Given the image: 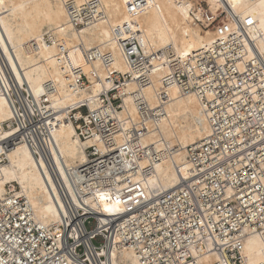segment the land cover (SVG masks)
Segmentation results:
<instances>
[{"label":"built area","instance_id":"built-area-1","mask_svg":"<svg viewBox=\"0 0 264 264\" xmlns=\"http://www.w3.org/2000/svg\"><path fill=\"white\" fill-rule=\"evenodd\" d=\"M64 4L76 28L107 19L99 0ZM153 4L130 0L127 13L140 15ZM218 27L222 32L224 23ZM113 34L128 66L125 73L112 67L110 54L82 44L90 71L69 60L73 88H84L92 80L111 87L101 92L96 109L79 103L64 117L75 125L81 141H94L86 148L87 162L73 168L64 164L66 180L52 151L59 113L49 107L46 94L43 106L38 104L0 44V94L10 100L15 126L11 136L0 139V166L11 150L28 145L40 166L43 161L51 172L64 204L59 206V224L47 226L35 221L27 200L13 189L0 197V264H113L114 249L133 250L138 264H203L200 257L209 243L227 264H243V239L256 234L264 240V92L259 100L247 94L248 85L260 86L264 75L260 56L256 51L257 64L249 61L240 72L231 60L239 59L241 49L234 37L183 58L169 46L145 52L138 22L115 26ZM45 37L53 42L50 35ZM59 46L67 62L68 48ZM97 61L106 69L104 78ZM159 73V103L152 105L146 89L155 85ZM131 84L134 89L128 94ZM172 86L199 98L210 132L188 147V167L175 164L181 176L176 188L146 193L136 178L144 179L153 164L173 159V150L145 142L166 114L163 107ZM122 92L130 96L135 116H116L123 110ZM100 193L112 195L125 208L117 213L93 209L87 198Z\"/></svg>","mask_w":264,"mask_h":264},{"label":"bare ground","instance_id":"bare-ground-1","mask_svg":"<svg viewBox=\"0 0 264 264\" xmlns=\"http://www.w3.org/2000/svg\"><path fill=\"white\" fill-rule=\"evenodd\" d=\"M65 1L0 0V44L3 50L20 82L27 81L29 84L38 104L43 106L42 96L46 94L49 107L59 113L61 124L53 130L52 151L57 170L65 180L64 164L73 168L87 162L86 148L93 145L94 141H81L75 125L66 122L64 117L71 107L79 103H85L90 110L96 109L101 92L111 87L107 81L101 83L95 80L84 88L72 87L69 60L72 66L82 67L86 72L91 69L85 63L80 44L83 48H98L110 54L112 67L125 73L128 66L114 37L113 27L138 22L142 30L140 43L145 52L169 46L180 57L187 58L200 48H210L221 40L234 37L241 49L238 51L239 59L231 60L240 72L245 71L249 61L257 64V55L260 56V66L264 65V0H206L207 10L198 6L195 0H153L154 4L137 16L127 13L130 0H99L107 13V19L82 28L71 24ZM74 1L83 3L91 0ZM209 13L214 20L225 15L222 32L220 27H202L201 23L209 27ZM46 34L51 36L52 43L46 41ZM59 44L68 48L67 62ZM96 67L104 78L106 69L99 61ZM162 75L157 74L155 85L146 89V96L152 105L159 103L156 91L161 87L159 78ZM48 84L51 87L49 90L45 87ZM248 86L247 94H252L254 100L262 99L264 89H260L264 87V75L260 74V86ZM133 89L134 85H129L128 94ZM168 92L171 99L163 107L166 114L157 130L146 136L145 142L173 150V159L153 164L151 172L144 179L136 178L146 193L158 187L176 188L181 176L175 164L188 167V147L210 132L199 98L181 94L175 86L170 87ZM120 96L124 103L123 110L116 113L118 119L127 114L135 116L130 96L123 95V92ZM75 115L80 118L83 113L78 110ZM13 119L10 100L0 94V139L13 134ZM143 165L147 166V163ZM41 166L28 145L20 144L11 150L7 161L0 166V197L13 189L16 196L27 200L36 222L47 226L58 225L61 218L59 206L63 207L64 204L51 172L43 161ZM73 200L78 204L74 195ZM87 203L97 211L105 209L109 213L121 212L125 208L106 193L92 195L87 198ZM211 247V243L207 244L200 261L203 264H227L221 254ZM240 254L243 264H264V240L256 234L247 236L242 241ZM112 258L113 264H138L133 250L114 249Z\"/></svg>","mask_w":264,"mask_h":264},{"label":"rangeland","instance_id":"rangeland-1","mask_svg":"<svg viewBox=\"0 0 264 264\" xmlns=\"http://www.w3.org/2000/svg\"><path fill=\"white\" fill-rule=\"evenodd\" d=\"M198 4V6L200 5L201 7H204V9L205 10H207V4H206V0H195ZM207 13V12H206ZM225 15H223V16H220V17H217L215 20L213 19V16H211V14L209 13V18H210V20H209V23H210V25H209V27H207V26H205L203 23H201L202 24V27L204 28V29H215V28H217L219 25H221V24H223V17H224ZM87 228L88 229H91V226L90 225H87ZM96 244H98L97 242H96Z\"/></svg>","mask_w":264,"mask_h":264}]
</instances>
